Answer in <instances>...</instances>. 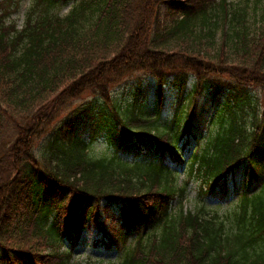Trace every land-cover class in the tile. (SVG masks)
I'll list each match as a JSON object with an SVG mask.
<instances>
[{
	"label": "trees",
	"instance_id": "1",
	"mask_svg": "<svg viewBox=\"0 0 264 264\" xmlns=\"http://www.w3.org/2000/svg\"><path fill=\"white\" fill-rule=\"evenodd\" d=\"M67 2L33 0L21 29L0 14V264H81L103 203L118 232L98 225L102 242L121 255L90 264H264V15L251 0H79L60 16ZM139 75L150 107L115 94Z\"/></svg>",
	"mask_w": 264,
	"mask_h": 264
},
{
	"label": "rangeland",
	"instance_id": "2",
	"mask_svg": "<svg viewBox=\"0 0 264 264\" xmlns=\"http://www.w3.org/2000/svg\"><path fill=\"white\" fill-rule=\"evenodd\" d=\"M179 1V0H178ZM184 1V0H182ZM229 3L234 4L236 6H246V0H228ZM79 2V0H68L66 5H61L58 7L60 16H66L71 11L73 6ZM258 2V3H257ZM33 4V0H3L1 1L0 6V14L1 12H7L9 14L6 17V21H8L9 24L16 23L17 28L21 29L24 26L25 23V16L26 13L31 10V6ZM249 12L251 15V20L254 21L255 18L260 20L262 16L264 15V0H251L249 3ZM165 12V10H164ZM257 12V13H256ZM258 22V21H256ZM253 24V23H252ZM254 25V24H253ZM219 43V41H218ZM214 48V47H213ZM150 77V76H149ZM146 77V75H139L136 79L127 81L126 84L118 86L115 90V94L117 98H120L123 103H128L135 95H137V91L139 90L142 95L144 96L143 100L146 103L147 106H151L153 102L152 97V90L154 87V81H151V78ZM149 78V79H148ZM165 95L163 98V103L165 104L162 109V114H164L165 117H170L173 114V110L175 108V100H176V92H174L173 87L167 86L165 89ZM255 93V92H254ZM91 98H87L85 101L81 102L79 101L76 105H83V103H89ZM199 109L202 107V112L205 115V119L198 123L200 125V134L202 137L207 131L208 123L207 121L215 114V111L217 110V102L213 101L211 96L209 94L204 95L199 99ZM75 105V106H76ZM88 118V117H85ZM90 120V118H88ZM92 120H90L91 122ZM82 136L83 139L89 140L90 138L94 137L95 135V142H94V148L98 150L99 152L103 153H110L111 149L106 144V141L103 139L104 136L101 135L100 130L92 127L90 123L86 124L82 128ZM193 147H195V144H192ZM126 159L131 160L135 159V153H126L123 155ZM184 178V173H182L181 179ZM200 184L199 183H192L189 187V195L187 198L186 208L187 209H193L197 204H199L197 193L198 188ZM234 195L229 197L228 199H232ZM213 202L211 204L215 207H221V209L224 211L227 209L228 204L221 203L218 199H213ZM221 203V204H220ZM104 204V203H103ZM103 204L100 205L97 216L98 218V225L103 226L110 235L113 233L118 232V228L116 227L117 221H114V218L111 216V214L107 213L108 210L106 209L107 206H103ZM97 209V208H96ZM95 209V210H96ZM94 210V211H95ZM96 223L93 221L90 222L89 226L83 230L82 234L80 235L78 242L75 244L74 252V258L73 260L77 263L81 264H90V261L93 262L90 258L94 260H104L107 262H114L119 255H121L116 247L108 248L107 245L105 246L102 243L101 237H103V233L98 228ZM105 236V235H104ZM69 245V244H68Z\"/></svg>",
	"mask_w": 264,
	"mask_h": 264
}]
</instances>
